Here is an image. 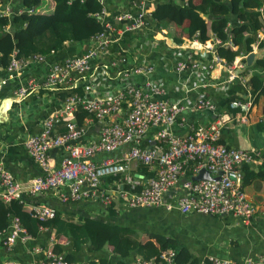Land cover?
Wrapping results in <instances>:
<instances>
[{
  "label": "built area",
  "instance_id": "1",
  "mask_svg": "<svg viewBox=\"0 0 264 264\" xmlns=\"http://www.w3.org/2000/svg\"><path fill=\"white\" fill-rule=\"evenodd\" d=\"M98 1L103 8L93 18L101 30L86 42L84 54L79 57H66L51 64L43 82L37 84L30 79L26 86L14 92L16 96L22 98L30 90L40 87L59 90L71 83L74 77L89 74L93 61L106 55L113 45L121 41L125 33L166 35L161 28L158 31L153 28L155 24L153 4L157 0ZM262 1V8L258 12L263 27L257 34L255 47L259 43H264V0ZM37 12L34 8L14 7V0H6L5 3L0 1V17L9 19L21 15H34ZM229 27H226V32L229 31ZM211 39L204 47L210 51L214 67L222 70L228 83L234 82L240 78L237 73L240 59L235 58L232 62H226L215 48L223 46L236 50L237 45L231 40L230 35L225 42L216 36H212ZM147 40L145 43L149 41ZM30 62L42 64L47 62V57L34 56L24 60L19 57L17 51H13L6 71L21 73ZM117 64L121 68L120 76L125 82L124 88L103 97L70 95L62 109L45 120L41 133L25 139L23 144L25 152L39 167L41 171L39 176L29 182L16 181L0 161V202L5 205L12 202L21 203L23 196L35 197L58 192L64 203L92 200L100 202L105 208L113 202H118L125 210L164 208L166 212H177L181 215L196 213L211 218L235 215L242 223L249 224L257 209L243 191L242 168L255 161L263 162L264 150L246 151L221 143L220 118H215L207 126L191 127L184 136L174 134L172 127L185 121L183 113L188 109L184 104L185 98L172 103L161 100L167 92V87L161 79L154 82L148 79L155 71L150 62L146 61L131 69L126 67L125 58L120 59ZM173 66L178 73H189L191 76L200 69V63L192 60L190 52L177 53ZM138 78L145 79L142 86L137 84ZM246 81L242 80L245 83ZM250 100L251 98L243 102L233 99L229 102V108L246 115L251 109ZM194 107L198 111L215 112L214 103L205 95L196 99ZM79 112L87 114L92 119L111 120L110 124L102 126L93 143H79L84 132L75 121ZM117 115H120L119 120L112 121ZM65 119H67L65 132L58 133L57 126ZM122 148H127V153L121 161L112 159L96 161L97 157ZM51 149H62L66 153L59 167L55 169L51 168L49 162L48 154ZM132 164L137 167L146 166L151 176L134 175ZM203 169L210 173L212 179H219L184 180L179 196L172 201L166 200L169 191L178 185L179 180L185 177L187 172L195 177ZM107 178L116 179L109 184L108 189H103V183ZM29 215L44 222L52 219L55 211L34 207L29 210ZM5 216L9 222L7 228L1 232V245L7 252H11L17 242L28 241L31 237L20 225L19 219L11 215L8 209ZM33 251L39 253L42 249L33 247ZM173 257V251L163 253L162 256L166 264H173ZM208 262L264 264V257L249 258L241 263L229 260ZM135 263L153 264L141 262L140 259H136ZM1 264L21 263L5 261ZM38 264L71 263L67 262L63 255L46 249L43 250Z\"/></svg>",
  "mask_w": 264,
  "mask_h": 264
},
{
  "label": "crops",
  "instance_id": "2",
  "mask_svg": "<svg viewBox=\"0 0 264 264\" xmlns=\"http://www.w3.org/2000/svg\"><path fill=\"white\" fill-rule=\"evenodd\" d=\"M14 2V7H20L16 0ZM119 4L121 3L119 2ZM48 8L51 10L52 5L50 4ZM238 22L240 21L231 18L228 26L241 23L238 24ZM149 34L150 38H148ZM146 40L147 43H145ZM85 44L86 42L67 45L63 51L48 56L45 63H28L21 73H9L6 69H0V107L5 99H10L13 102L5 124L0 125V161L16 181L29 182L41 174L37 164L25 152L24 141L31 135L41 133L45 120L55 112H59L66 100L57 94L58 90L44 87L30 90L22 98L16 96L14 92L26 86L30 79H33L37 84L43 82L51 64L60 62L66 57L83 55L87 48ZM140 44L142 47L137 56L129 52L124 57L127 61L126 67L131 69L136 66L135 64L150 62L155 71L148 79L151 82L161 79L167 87V92L161 97V100L172 103L185 98L184 104L188 107L183 113L185 121L172 127L174 134L184 136L191 127L207 126L215 118H220L222 120L221 143L246 151L264 150V98L261 95L251 98V109L246 115L229 108V102L233 99L239 101L250 99L249 89L242 80L246 81L251 76L264 79V68L256 64V61L264 60V48L257 49L255 44L251 45V53L255 57L250 67L244 63L247 56L240 53L237 57V60L240 59L237 69L240 78L228 83L222 70L214 67L210 51L204 47L205 44L186 38H182L181 43H177L175 39L158 33H145L140 38ZM109 51L106 55L93 61L92 71L89 74L74 77L71 83L60 89L76 90L77 94L92 98L103 97L124 88L125 82L120 76L121 68L117 64L118 58L115 61H109ZM179 52L182 54L190 52L192 60L200 63L199 71L194 72L192 76L189 73L175 71L173 64L175 55ZM198 55L201 56V60L197 59ZM246 70H248V75L242 77V73ZM144 80L138 78L136 82L142 86ZM229 92L232 94L229 95ZM202 95L214 103V113L198 111L194 107L196 99ZM123 110H126L125 106ZM119 118L120 115H117L112 118V121H117ZM75 121L84 130L79 140L80 144L95 142L102 126L111 122L110 119L105 121L92 119L81 112L76 115ZM126 153L127 148H122L108 155H101L96 158V161L105 159L121 161ZM65 154L62 149H51L48 154L51 168H58ZM132 169H134V175H141L137 165L132 164ZM242 171L243 191L257 209L249 224L242 223L241 219L235 215L211 218L196 213L181 215L177 212H166L164 208L125 210L118 203V208H116L118 217L112 219L107 217L106 208L100 202L87 200L64 203L58 192L35 197L23 196L21 203L26 211L34 207H41L53 209L55 212L105 219L107 223L119 224L135 230L144 239L148 235H159L175 241L179 247L188 249L192 257L196 258L200 264L204 260H229L233 263H241L249 258L264 257V163L255 161L250 165H245ZM184 180V177L181 178L178 185L169 191L166 200L172 201L179 196ZM108 188L109 182L105 180L103 189ZM5 211L6 209L0 211V218L6 219L8 223ZM100 237L103 240L106 239L105 235ZM51 239H54L53 234L42 229L36 238L31 237L25 242L19 241L11 252H7L1 245L2 235L0 234V264L5 261L38 264L43 250H51L56 243L62 249L60 255L71 256V264H88L103 257L114 258L106 249L99 253H87L83 247L80 252H75L71 249L69 242L56 241V239L52 241ZM152 241L154 242L155 239ZM33 247L42 249V251L37 253L33 251ZM131 260H127V262L131 263L133 261Z\"/></svg>",
  "mask_w": 264,
  "mask_h": 264
},
{
  "label": "trees",
  "instance_id": "3",
  "mask_svg": "<svg viewBox=\"0 0 264 264\" xmlns=\"http://www.w3.org/2000/svg\"><path fill=\"white\" fill-rule=\"evenodd\" d=\"M0 1L6 2V0ZM16 1L20 7L28 8H36L41 4L40 0ZM49 2L52 9L48 12H37L34 15H21L9 19L0 17L1 70L7 69L13 51H17L19 57L24 60L34 56L48 57L63 51L67 45L89 41L101 30L100 25L93 18L103 8L98 0L83 2L49 0ZM153 5L154 30L161 28L166 32L167 37L175 39L177 43H181L182 38H186L204 45L211 42L212 36L225 42L230 35L231 40L238 46L236 51L223 46L215 48L218 55L226 62L234 61L240 53L248 56L252 52L251 45L255 44L257 34L263 27L258 12L262 8V0H157ZM231 18L241 23L232 25L226 32ZM148 36L150 38V34ZM141 37V32L125 33L121 41L110 48L108 60L115 61L118 58L119 61L129 52L137 56L142 47ZM263 48L264 43H259L257 49ZM197 59L202 58L198 55ZM256 64L264 68V60H258ZM247 75L248 70L241 76ZM246 86L249 89L250 98L256 95L264 98V79L251 76L247 79ZM59 90L57 94L63 100H67L72 94H77L76 90ZM230 94L232 93L229 92ZM66 123L67 119L57 126L58 133L65 132ZM138 168L144 177L151 176L146 166L139 165ZM192 178L190 172H187L184 177L185 180ZM115 179L107 178L106 181L108 180L111 184ZM117 203L113 202L106 208L107 217L112 219L118 217ZM2 209H8L11 215L17 217L20 225L32 238H36L40 230L46 229L53 234L56 241L69 242L71 249L75 252H80L83 247L87 253H99L106 249L114 257L112 259L97 258L88 264H136V259H140L141 262L166 264L162 256L168 251L174 252L173 264H200L196 258L192 257L188 249L179 247L175 241L159 235H148L145 241L146 238L144 239L135 230L123 225L107 223L105 219L55 212L52 219L40 222L29 215V211L23 208L22 203L12 202L5 205L0 202V211ZM7 225L6 219L0 218V234ZM102 235H105V240L100 237ZM153 239H155L154 242ZM51 250L55 254H62L58 243L54 244ZM64 257L67 262L72 263L70 255L65 254ZM130 259L133 261L128 263L127 260L130 261ZM202 264L211 263L204 260Z\"/></svg>",
  "mask_w": 264,
  "mask_h": 264
},
{
  "label": "water",
  "instance_id": "4",
  "mask_svg": "<svg viewBox=\"0 0 264 264\" xmlns=\"http://www.w3.org/2000/svg\"><path fill=\"white\" fill-rule=\"evenodd\" d=\"M255 55L253 53H250L246 58L245 62L248 67L253 63ZM243 63V62H242ZM243 63V64H244ZM245 65V64H244ZM13 102L10 99H5L2 106L0 107V125L5 124L7 120V114L10 111L12 107ZM263 122H264V115H263ZM219 178L212 179L210 176V173L207 172L205 169L199 171V173L192 178V181H208V180H218Z\"/></svg>",
  "mask_w": 264,
  "mask_h": 264
},
{
  "label": "rangeland",
  "instance_id": "5",
  "mask_svg": "<svg viewBox=\"0 0 264 264\" xmlns=\"http://www.w3.org/2000/svg\"><path fill=\"white\" fill-rule=\"evenodd\" d=\"M40 5L36 8H34V11L37 12H44L45 10H50V8H48V6L50 5L49 0H40ZM158 31V30H157Z\"/></svg>",
  "mask_w": 264,
  "mask_h": 264
}]
</instances>
